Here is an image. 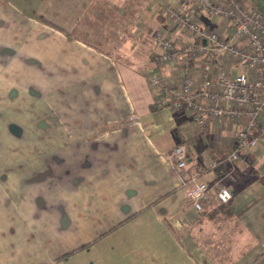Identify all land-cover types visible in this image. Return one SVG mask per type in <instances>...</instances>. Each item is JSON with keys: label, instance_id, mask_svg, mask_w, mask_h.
Instances as JSON below:
<instances>
[{"label": "crops", "instance_id": "0c3cea01", "mask_svg": "<svg viewBox=\"0 0 264 264\" xmlns=\"http://www.w3.org/2000/svg\"><path fill=\"white\" fill-rule=\"evenodd\" d=\"M175 1L0 0V264H264V147L230 163L239 120L196 131L149 86L156 37L191 39L166 19ZM218 20L202 16L226 37ZM199 58L197 75L214 61ZM177 143L210 184L201 210L168 160Z\"/></svg>", "mask_w": 264, "mask_h": 264}, {"label": "built area", "instance_id": "2783aa9c", "mask_svg": "<svg viewBox=\"0 0 264 264\" xmlns=\"http://www.w3.org/2000/svg\"><path fill=\"white\" fill-rule=\"evenodd\" d=\"M203 15L219 19V23L228 26L229 34L223 37L215 26L202 21ZM165 16L191 39L178 45L168 36L156 37L160 49L152 55L154 66L148 69L147 77L149 86L164 95L162 104L174 110L182 106L188 109L196 131L205 128L214 117L239 120L233 132L234 144L227 155L232 164L242 152L264 147V16L241 0H176L165 10ZM208 50L214 57V69L212 66L201 69L197 75L190 64L197 63ZM180 57L184 63L182 75L167 80L161 66ZM232 61L240 66L233 75L227 68ZM187 156V145L177 143L168 160L179 171L186 169ZM182 177L185 198L192 207L201 210L202 204L210 199L209 182L198 180L196 171L186 172ZM213 185L219 202L230 201L232 190L222 179L214 180Z\"/></svg>", "mask_w": 264, "mask_h": 264}, {"label": "rangeland", "instance_id": "374dc122", "mask_svg": "<svg viewBox=\"0 0 264 264\" xmlns=\"http://www.w3.org/2000/svg\"><path fill=\"white\" fill-rule=\"evenodd\" d=\"M254 3L256 4L257 11L261 12L262 15L264 16V0H255ZM221 140L219 142H221Z\"/></svg>", "mask_w": 264, "mask_h": 264}, {"label": "trees", "instance_id": "16d2710c", "mask_svg": "<svg viewBox=\"0 0 264 264\" xmlns=\"http://www.w3.org/2000/svg\"><path fill=\"white\" fill-rule=\"evenodd\" d=\"M181 176H184L186 173V169H181L178 171ZM262 182H264V179L260 178Z\"/></svg>", "mask_w": 264, "mask_h": 264}]
</instances>
